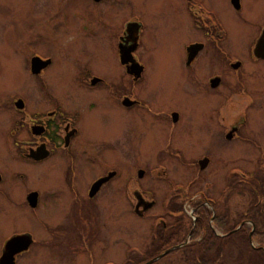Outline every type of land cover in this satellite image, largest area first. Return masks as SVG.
I'll use <instances>...</instances> for the list:
<instances>
[{"label":"rangeland","instance_id":"374dc122","mask_svg":"<svg viewBox=\"0 0 264 264\" xmlns=\"http://www.w3.org/2000/svg\"><path fill=\"white\" fill-rule=\"evenodd\" d=\"M202 1L217 12L227 29V40L224 44L226 55L230 57V60H237L241 63L243 68L236 72L231 70L235 75L229 73L226 82L233 85L236 89L234 92L241 87L239 81L243 82L250 101L254 103L258 98H262L258 105L259 109L254 111L255 118L250 121L261 130L260 144L259 147L249 148L251 149L249 151L252 154L264 153V60L256 61L250 56L256 39L264 27V0H239L241 3L240 13L232 9L231 0ZM135 16L145 25L142 31L145 48L144 51H139L137 56L147 68L145 79L148 78L146 81L149 86L148 91L154 88L155 92H159L163 103L177 106L183 114L186 110L190 118L189 125L195 129L201 126L202 133L206 134L205 128L212 129L214 125L212 120H208V117L211 108H214L215 98H210L206 94L190 95L189 92L187 93L186 90L179 87L190 74L185 69L187 67L184 66L183 56L186 43L192 40H206L201 31H195L189 36L186 0H111L101 2L94 0H0V94L26 96L28 91L35 88L34 81L36 80L29 72V57L32 51H37L44 55L47 54L53 59L51 67L45 73L47 85L51 92L54 91V96L51 93L52 101L49 104L56 106L58 103L60 105L61 95L68 92L74 96L75 102L73 105H66V107L74 111L79 108L87 110L88 102L96 100L106 102L101 97H95L98 92H89L80 86L77 77L83 66H90L94 72L104 73L109 77L120 75L122 69L117 63L111 46H109V41L99 36L104 31L113 33L118 27L120 28V19L131 20ZM211 30L214 35L215 30L213 28ZM92 32L98 34L91 37L89 34ZM212 40H214V36H212ZM223 41L222 39L220 45ZM210 42L205 41L207 49H209ZM225 53L217 50L216 56L213 53L211 57H200L198 63H195L198 71L203 73L212 68L227 66ZM214 72L215 70L203 75L205 83L207 77L213 75ZM239 77L241 79H237ZM229 86L233 88L231 85ZM57 93L60 95L57 96ZM244 103L236 95L228 97L229 125L236 122L239 109ZM100 111L105 112L98 113ZM121 114L120 108L118 110L111 109L107 105L104 107L98 105L93 112L85 111L86 119L90 117L86 122L88 135L97 139L110 138L111 125L114 120L122 117ZM131 119L132 122L135 121L137 128L149 129L143 131V134L132 135V137L140 138V143H134L137 147H131V164L120 162L113 152H106L102 149L103 151L94 154L95 156L100 154L96 162L94 159L87 158L80 162L82 169L78 171L77 168V175L74 176L73 181L76 188H79L82 179L85 181L88 177L94 176L93 173L102 168V163L104 165L111 164L121 175L122 172H131L134 175L138 168L139 170L144 169L148 175H151L153 171H158L160 174L159 155L156 156L159 154V150L151 145L154 139L150 133L151 126L142 124L141 114L137 116L132 113ZM79 127L82 128L80 122ZM202 137L198 135L200 141L193 147L183 150L182 158L163 159L162 165L168 169V176L165 177L168 188L178 185L174 182L182 180L178 178L183 177L180 175L187 178L188 169L182 167V162L188 160L190 156L194 158V155H204L205 151L207 153L209 151L216 155L219 153L223 157L219 148L213 146L214 142L211 146L202 147L205 143L211 142L208 135ZM164 148L169 149L167 146ZM228 150L229 155L224 157L225 159L211 161L210 171L212 174L220 173L224 168L234 171V166L239 161L236 162L238 159L231 158V156L235 157L239 153H245L247 149L233 148L229 145ZM74 152L77 154V150ZM242 161H246V159ZM52 163H49L48 167L45 164L38 167L23 166L17 160L7 159L6 151L0 154V169L13 166L12 170L21 171L24 175L19 180L12 179L10 175H4V182L0 185L2 188L0 191V249L10 238L9 234L12 231L34 236V244L26 254L19 257L17 264H135L137 261L146 262L161 251L177 245L176 242L168 240L166 243H158L157 235L159 236V233L157 230L161 228V225H156L157 229L155 230L154 224L157 217L154 216L165 209L163 206L168 195L165 194L166 186L161 185L160 180H158L157 187L152 186L156 182L151 183L152 185L148 184L149 176L137 185L144 189H157L155 197L159 203L157 202L154 208L146 212L144 217H138L134 213L130 214L124 210L122 201L125 202V200L121 194L122 204L118 206L117 198L115 218L112 220L115 224L114 241L111 239L110 243H107L106 240L101 239L94 243V240L90 238L83 246L82 244H72L62 228L69 229L76 224L77 207L71 202L70 197L66 198L65 188L62 184L66 175H60L57 170L60 165H50ZM70 164L68 160V165ZM240 164L246 168V162ZM253 166L255 165L247 163L248 168ZM81 171L82 175H80ZM216 176L218 175H211L213 178ZM51 177L58 178L60 183H53ZM32 186L40 191V205L35 210H30L24 205V193L27 188ZM202 186L200 187L202 188ZM159 190H162L163 193L160 194ZM239 199L233 192L230 195L227 208L239 206L237 208L239 211H251L252 206L248 208L246 199L244 198V203ZM11 201H13L12 204ZM184 206L186 209L190 208L188 203ZM181 208H183L182 205H180ZM85 224L88 227L91 226V224ZM99 227L101 229V223ZM229 228H232L231 225L227 230ZM235 228L238 227L235 225ZM56 231H59L60 234L55 233ZM202 233L201 230H198L195 238L200 237ZM54 235L58 237L53 238ZM238 236L240 233L234 234L228 242H222L224 250L209 248L211 254L216 250L222 252L224 264H255L257 260V264H263L264 256L256 253L250 254V251L246 250L251 248L250 245H245ZM48 237H51L55 244L49 245L48 241L52 240ZM45 238L47 239L45 240ZM150 239L152 242L154 241V244L157 242L154 246V249L157 248V250L152 249L146 255L136 256L150 246ZM44 240L46 243H43ZM252 245L255 247L259 245L256 239ZM259 246L264 248V242ZM196 248L194 246L190 249H179L153 264L195 263L200 259ZM66 250L73 252L69 254L66 253ZM241 250L243 252H240ZM148 257L149 259L146 260Z\"/></svg>","mask_w":264,"mask_h":264},{"label":"flooded vegetation","instance_id":"af4514ba","mask_svg":"<svg viewBox=\"0 0 264 264\" xmlns=\"http://www.w3.org/2000/svg\"><path fill=\"white\" fill-rule=\"evenodd\" d=\"M230 5L232 6V4ZM186 9L189 36L195 31H201L206 40H192L186 43L183 56L184 66L187 67L185 69L190 74L179 87L186 90L187 93L189 92L190 95L206 94L210 98H215L214 108H211L208 117V120H212L214 125L212 129L205 128L206 134L202 133L201 126L195 129L189 125L190 118L186 110L183 114L177 106L163 103L159 92H155L154 88L148 91L149 86L146 82L148 78L145 79L147 68L137 56V53L141 50L144 51L145 48L142 41V31L145 25L137 16L131 20L120 19L119 24L122 28L118 27L113 33L104 31L100 33V36L98 35L109 41V46H111L117 63L122 69L120 75L109 77L104 73L94 72L90 66H83L77 77L78 84L86 91L98 92L95 97H101L106 101L88 102L86 104L89 106L86 108L88 111L93 112L98 105L102 107L107 105L111 109L118 110L120 108L122 110V117L114 120L111 125L110 138L97 139L88 135L86 122L90 117L86 119L87 117L84 115L87 110L79 108L74 111L67 108L66 105H73L75 102L74 96L69 92L61 95L60 105L58 103L56 106L49 104L52 101L51 93L54 96V91H50L45 73L51 67L53 59L47 54L44 55L37 51H32L31 55L29 54V72L36 81H34L35 88L28 91L26 96L0 94V154L6 151L7 159L17 160L23 166L38 167L45 164L48 167L51 162L53 163L50 165H60L57 169L59 174L66 175L62 180L66 198L70 197L71 202L77 207L76 224L69 229L62 228L72 244H82L83 246L90 238L94 240V243L101 239L110 243V240L115 236V224L112 220L115 218L117 198L118 206L123 203L124 210L130 214L132 212L138 217H144L146 212L154 208L157 202L159 203L155 197L157 189H144L137 185L147 176L150 180L147 181L148 184L156 182L155 185L151 184L152 186L157 187L158 180H160V184L166 186L165 194L168 195L163 206L165 209L154 216L157 217L154 224L155 230L157 229L156 225H161V228L157 230L159 233V236L157 235L158 243H166L168 240L190 249L209 238L221 245L222 242L231 239L236 231L245 227L246 229L252 228V231L248 232L249 241L253 239L255 228L259 227L263 234H256L255 238L264 239V153L252 154L249 151L251 150L249 148L259 147L260 144L261 130L250 121L255 118L254 111L259 109L258 105L262 98H258L254 103L250 101L243 82L239 81L241 87L235 92L236 89L233 85L226 82L229 73L235 75L234 72L243 68L241 63L237 60H230V57L225 53L224 44L227 40V29L217 12L202 0H186ZM232 9L240 13V1L237 8L232 6ZM98 21L100 22V19ZM211 28L215 30L214 35H212ZM96 34L98 33L92 32L89 35L95 37ZM212 36H214V40H212ZM222 39L224 41L220 45ZM205 41H211L209 49H207ZM197 44L201 45L198 49L189 50V47ZM217 50L225 53L227 66L212 68L203 73L198 71L196 65L198 59L202 56L211 57L213 53L216 56ZM250 56L256 61L259 60L253 57L252 52ZM189 57L191 58L189 59ZM214 70V74L208 76L205 83L203 75ZM237 79H241V77ZM59 93L57 96L60 95ZM233 95L245 103L244 107L239 109L236 122L229 125L227 100ZM102 112L105 111L98 113ZM131 112L137 116L141 114L142 124L151 126L150 133L154 136L151 145L159 150V154L156 156L159 155L160 174L158 171H153L154 173L151 172V175H148L144 169L139 170L138 168L134 175L131 172H122L121 175L111 164L104 165L102 163V168L94 172V176L88 177L85 181L82 179L79 188H76L73 181L74 176L77 175V168L78 171L82 169L80 162L84 158L94 159L96 162L100 154L97 156L94 154L102 149L106 152H113L120 162L131 164V147H137L135 144L140 143V138L132 137V135L137 136L143 134V131L149 130L148 128H137L135 121L132 122ZM79 122L82 128L79 127ZM198 135L200 137L208 135L211 142L205 143L202 147L211 146L214 142L213 146L219 148L223 157L219 153L216 155L209 151L208 153L205 151L204 155H194V158L190 156L188 160L182 162V167L188 169L187 178L180 175L183 177L178 178L182 180L174 182L178 185L168 188L165 183L168 169L162 165L163 159L182 158L185 148H191L200 141ZM229 145L233 148L247 150L245 153H239L238 156H231V158L238 159L236 162L239 161L234 166V171L224 168L222 172L212 174L210 171L211 161L225 159L224 157L229 155ZM164 146L172 147L167 149ZM74 150H77V154ZM67 157L70 165H68ZM245 159L246 161H242ZM240 161L246 162V168L240 164ZM247 163L255 166L248 168ZM11 168L7 166L3 170L0 169V185L4 182V175H10L14 180L24 177L21 171ZM80 175H82V171ZM211 175L218 176L213 178ZM117 179L118 182H116ZM51 181L55 184L60 183L58 178L51 177ZM201 185H203L202 188ZM158 192L163 193L162 190ZM233 192L243 203L244 198L246 199L248 208L252 206L251 211H239L237 209L239 206L227 208L230 195ZM121 194L125 200L122 203ZM12 203L13 201H11ZM187 203L190 205L189 209L184 206ZM243 203L241 202V204ZM24 205L30 210H35L40 205V191L35 186L27 188L25 191ZM180 205L183 208L180 209ZM85 223L91 224V226L88 227ZM230 225L232 228L227 230ZM235 225L238 228H235ZM198 230L203 233L200 237L195 238ZM55 233H59V231ZM24 234L28 233L12 231L9 236L12 238ZM29 235L32 243L28 250L15 255V264L19 257L26 254L34 244V236ZM56 237L58 236L54 235L53 238ZM48 239L53 241L51 237ZM45 240L43 243H46ZM52 241H48L49 245L54 243ZM151 242L150 239V246L140 253V256L146 255L149 250L154 249L157 242L155 244L154 241ZM4 244L0 249V256L3 254ZM262 251L256 254L264 256V250ZM72 252L66 250V253L72 254Z\"/></svg>","mask_w":264,"mask_h":264},{"label":"water","instance_id":"95a60500","mask_svg":"<svg viewBox=\"0 0 264 264\" xmlns=\"http://www.w3.org/2000/svg\"><path fill=\"white\" fill-rule=\"evenodd\" d=\"M237 1L238 0H233V3L236 6H237ZM200 46L201 45H199V44L193 45V46L189 47L190 48L189 50L190 51L192 49L196 50ZM253 53L257 58L264 59V29H263L260 37L258 38V41L255 44ZM190 58L191 57H189V59ZM31 241L32 240H31V237L29 235L16 236V237H13L10 240H8L4 246L3 254L0 257V264H15V261H14L15 255L20 253V252L27 250V248L31 244ZM178 247H180V246H175V247L167 249L166 251H164L163 253H161L160 255H158L157 257L148 261L145 264H151V263L159 260L164 255L170 253L171 251L177 249Z\"/></svg>","mask_w":264,"mask_h":264},{"label":"trees","instance_id":"16d2710c","mask_svg":"<svg viewBox=\"0 0 264 264\" xmlns=\"http://www.w3.org/2000/svg\"><path fill=\"white\" fill-rule=\"evenodd\" d=\"M230 229L231 228H229V230ZM201 230H202V228H201ZM249 230H251V228H247V229L242 228L241 230L236 231V233H234V234L240 233V236H238L240 238V240L241 241H244L245 245H249V238H248V232H249ZM256 234H259V235H262L263 234L262 233V230L260 229V227L259 228H255V230L253 231V238L257 237ZM257 240L259 242H261V243L264 242V239L261 240L259 238ZM228 241H226V242H228ZM196 247H197L196 250L199 253L198 258H200V259H198L197 261H195L194 264H224L223 263L224 260L222 258V252H220L219 250H216L213 254H211L212 252L209 250V248H211V247H214L215 249H218L219 248L220 250H224V245H222V244L219 245L217 243V241H214L213 239L207 238L203 242H201L198 245H196ZM246 250L247 251H250L249 252L250 254L257 253V252H263L261 248H258L256 250L255 249H252V248H248ZM240 252H243V251L241 250ZM147 259H149V257L146 258V260ZM135 264H141V263H140V261H137V262H135ZM255 264H257V262H255Z\"/></svg>","mask_w":264,"mask_h":264}]
</instances>
